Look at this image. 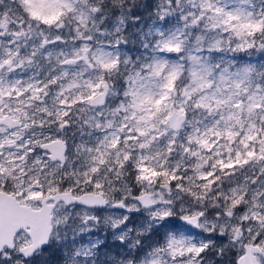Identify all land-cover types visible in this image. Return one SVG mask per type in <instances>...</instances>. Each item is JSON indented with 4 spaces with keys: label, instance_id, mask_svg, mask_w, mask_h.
Returning <instances> with one entry per match:
<instances>
[{
    "label": "snow or ice",
    "instance_id": "snow-or-ice-1",
    "mask_svg": "<svg viewBox=\"0 0 264 264\" xmlns=\"http://www.w3.org/2000/svg\"><path fill=\"white\" fill-rule=\"evenodd\" d=\"M0 264H264V0H0Z\"/></svg>",
    "mask_w": 264,
    "mask_h": 264
}]
</instances>
